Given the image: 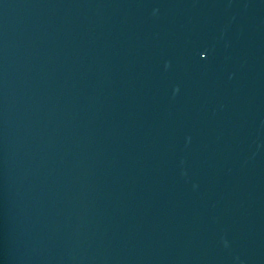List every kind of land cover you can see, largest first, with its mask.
<instances>
[{"label": "water", "instance_id": "95a60500", "mask_svg": "<svg viewBox=\"0 0 264 264\" xmlns=\"http://www.w3.org/2000/svg\"><path fill=\"white\" fill-rule=\"evenodd\" d=\"M0 264H220L114 0H0Z\"/></svg>", "mask_w": 264, "mask_h": 264}]
</instances>
